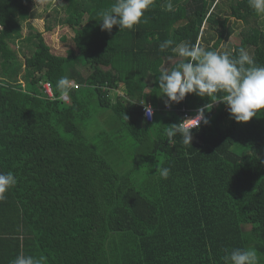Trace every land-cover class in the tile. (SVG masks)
<instances>
[{"label": "trees", "instance_id": "16d2710c", "mask_svg": "<svg viewBox=\"0 0 264 264\" xmlns=\"http://www.w3.org/2000/svg\"><path fill=\"white\" fill-rule=\"evenodd\" d=\"M62 1L64 18L53 11L46 29L57 23L72 36L63 53L41 33L24 38L21 84L15 42L31 1L0 0V171L18 180L0 201V264L19 253L47 264H223L225 248L248 247L264 264V115L227 126L217 103L190 146L179 136L169 143L164 127L209 100L188 94L166 108L156 83L174 66H165L171 48L159 50L167 39L229 53L245 46L264 65L262 16L248 0H171L172 11L169 0H153L147 23L107 32L97 13L114 0ZM62 76L77 86L66 100ZM159 167L170 169L167 179Z\"/></svg>", "mask_w": 264, "mask_h": 264}, {"label": "clouds", "instance_id": "9594fccd", "mask_svg": "<svg viewBox=\"0 0 264 264\" xmlns=\"http://www.w3.org/2000/svg\"><path fill=\"white\" fill-rule=\"evenodd\" d=\"M152 3L153 0H114L108 9L97 13L101 31L111 32L114 26L120 31L131 30L140 23H147L145 12ZM248 3L255 13L264 16V0H248ZM166 9L172 11L171 0ZM169 48L175 55L167 57V60L174 62V66L165 67L156 81L162 97H166L165 107L179 104L188 94L209 100L196 110L193 117L164 127V135L169 143H174L175 137L179 136L184 145L190 146L192 130L210 123L206 113H210L217 103L224 104L230 118L239 124L264 115V65L257 64L254 55L245 46L229 53L207 50L188 41L176 43L173 39L159 44L162 52ZM72 86L73 81L68 76L60 77L56 83L61 98L70 95ZM137 102L143 106L145 117L151 119L153 107L143 99ZM124 119L127 120V117ZM156 172L160 178L167 179L170 169L159 167ZM17 183L13 172L0 171V201ZM223 251V264H259V254L255 248H225ZM9 264H47V257L19 253Z\"/></svg>", "mask_w": 264, "mask_h": 264}, {"label": "rangeland", "instance_id": "374dc122", "mask_svg": "<svg viewBox=\"0 0 264 264\" xmlns=\"http://www.w3.org/2000/svg\"><path fill=\"white\" fill-rule=\"evenodd\" d=\"M30 11H31V16L30 18L21 23V33H22V38L16 41V57L17 60L15 61L13 65V71L15 70V74H12L13 76H17L16 79L18 80L19 83H24V57L28 55L27 51H30V46L25 43L23 40L26 38L29 34H34V33H41L43 35V38L49 43V45L54 46L58 48L59 53H63V48L67 46V42L64 39H68L72 36V30L69 29L68 27H63L60 26L59 24H54L51 31H47L46 27L48 26V20L49 17L52 16L53 11H59V15L57 18L63 19L64 18V13L60 9L63 5L62 0H30ZM229 4V2H227ZM225 8L223 4H219L218 9ZM217 9V10H218ZM229 13V12H228ZM261 24L262 27H264V16L261 17ZM244 27L238 26L235 32V38L231 37L229 40V43L236 42L235 40L240 39V33H243L241 31H244ZM29 46V47H28ZM227 48V45H224L222 48V51L224 52ZM1 62V60H0ZM172 62L167 61L165 62V66L168 64H171ZM1 70V69H0ZM1 76V75H0ZM2 78V77H1ZM151 81L148 80V85H150ZM122 87V86H121ZM120 89L117 92H114L113 95H123L122 89ZM112 95V96H113ZM113 96V98H114ZM230 117V116H229ZM227 118L225 123L227 126L229 125L231 118ZM94 122V120L92 121ZM94 125L95 123H91ZM89 132V131H88ZM87 132V135H88ZM91 144H93V141L91 142L88 140Z\"/></svg>", "mask_w": 264, "mask_h": 264}, {"label": "built area", "instance_id": "2783aa9c", "mask_svg": "<svg viewBox=\"0 0 264 264\" xmlns=\"http://www.w3.org/2000/svg\"><path fill=\"white\" fill-rule=\"evenodd\" d=\"M38 86L41 88V90L43 91V94H46L48 97H50V98H52V88H51V85L49 84V83H46V82H42V81H40L39 82V84H38ZM72 88H74V89H76L77 88V86H76V84L73 82V86H72ZM63 100H66L67 99V97H63L62 98ZM181 112H184V110H181ZM143 113H144V111H143ZM194 116V115H193ZM193 116H188L187 114H186V112H184V115H183V117H184V119L185 118H190V117H193ZM144 117H145V115H144ZM152 118H153V116H152ZM152 118L151 119H147L146 117H145V119L147 120V122H151L152 121ZM183 119V120H184Z\"/></svg>", "mask_w": 264, "mask_h": 264}]
</instances>
